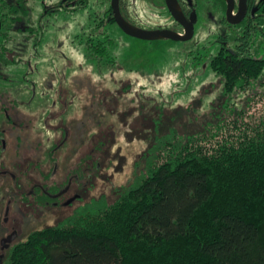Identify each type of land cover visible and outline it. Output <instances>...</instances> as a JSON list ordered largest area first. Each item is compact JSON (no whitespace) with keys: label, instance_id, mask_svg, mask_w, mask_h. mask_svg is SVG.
Returning a JSON list of instances; mask_svg holds the SVG:
<instances>
[{"label":"trees","instance_id":"trees-1","mask_svg":"<svg viewBox=\"0 0 264 264\" xmlns=\"http://www.w3.org/2000/svg\"><path fill=\"white\" fill-rule=\"evenodd\" d=\"M260 7L263 16L264 1ZM8 27L0 34L3 54L10 52ZM109 27L91 24L84 33L88 59L100 68L118 64L108 57ZM220 45L210 69L228 101L242 94L249 104L254 88L264 85V24L249 22L234 42L220 38ZM234 113L231 108L189 137L156 128L135 163L134 180L114 203L92 200L31 234L7 264H264V118L247 120L245 109ZM114 139H102L92 154L113 156ZM96 161L88 156L74 174L89 165L100 170Z\"/></svg>","mask_w":264,"mask_h":264},{"label":"rangeland","instance_id":"rangeland-1","mask_svg":"<svg viewBox=\"0 0 264 264\" xmlns=\"http://www.w3.org/2000/svg\"><path fill=\"white\" fill-rule=\"evenodd\" d=\"M90 8L80 16L53 18L47 32L40 35L41 41L13 30L10 54L5 57L0 53V94L16 98L19 111L35 118L27 157L33 149L36 161L42 162L36 174L42 169L51 174L57 166V176L52 180L50 176L47 185L58 188L67 184V176L74 175L88 156L96 158L95 164L101 163L100 170L92 171L90 165L82 170L84 201L30 224L19 243L58 225L92 200L104 197L107 203H114L122 187L134 180L135 163L153 143L156 128L163 135L176 128L180 136L189 137L228 116L231 108L235 113L245 109L247 120L264 118V85L259 83L254 88L251 97H257L249 104V96L242 94H234L228 101L222 79L210 69L211 58L221 47L219 33L227 30L234 39L243 26L233 30L201 20L189 42L142 41L110 26L106 32L114 43L108 57L118 64L100 68L88 59L82 35L90 30V16L96 15ZM163 14L161 26L171 25L168 11ZM51 112L52 120H43ZM61 129L69 133L67 140ZM113 136V156L92 154L97 143L102 139L109 142ZM50 151L52 163L47 164ZM36 178L42 176L37 174Z\"/></svg>","mask_w":264,"mask_h":264},{"label":"flooded vegetation","instance_id":"flooded-vegetation-1","mask_svg":"<svg viewBox=\"0 0 264 264\" xmlns=\"http://www.w3.org/2000/svg\"><path fill=\"white\" fill-rule=\"evenodd\" d=\"M177 1L186 23L194 26V36L201 20L220 24L225 26L226 29L233 30L240 26L245 27L249 22L264 24V15H260V6L264 0H246V14L243 22L239 25H232L229 22V0ZM138 2V0H120L121 14L130 25L146 31L168 30L186 36L185 27L172 16L168 10L166 0H151L147 4ZM232 3L234 5L232 16L236 17L240 10L241 0H232ZM89 8L94 10V14H96L93 18L90 16V19H92L91 24L96 25L103 22L108 26L117 27L123 32L115 19L113 0H0V34L5 29V25L10 23L12 27H8L7 47L13 37L12 32L16 29L19 34H28L29 39L34 38V41H41L43 36L40 35H42V32H47V25L53 18L80 16ZM165 10L169 13L171 25L161 26V23L165 20L163 14ZM27 25H30V27H27ZM147 26L148 28H146ZM226 32L225 34H222L223 32L219 33L218 43H220V38L224 44L229 41L234 42L235 38L237 39L238 35L231 39ZM160 41L174 42L171 40ZM0 53L8 57V54H3L1 51ZM19 109L20 102L16 98H5L0 94V264H7L11 251L20 244L19 238L23 235L27 226L36 221L44 220L51 216L54 211L72 207L75 203L79 201L81 203L85 199V184L77 174L67 176L65 180L67 184L62 183V186L58 188L47 185L52 178L55 179L57 176V166L48 175L43 173L42 169L39 173L37 172L42 176V179L36 178L35 170L38 166H43L40 164L42 162L36 161V151L32 148V155L29 154V157H27V149L32 145V132L34 131L32 122L35 121V118L33 115L31 117L30 113L20 112ZM45 116L49 117H45L43 120L51 119L54 114L53 112L46 113ZM58 120L64 119L60 118ZM64 131L65 133L61 129L62 135L64 134L67 140L69 133L66 130ZM25 143H27V146H25ZM33 147L36 149V146L33 145ZM52 158V152L50 151L48 157H46L47 164L52 163ZM41 167H39V170H41ZM50 176L52 177L49 180ZM12 238L13 240L9 242Z\"/></svg>","mask_w":264,"mask_h":264},{"label":"water","instance_id":"water-1","mask_svg":"<svg viewBox=\"0 0 264 264\" xmlns=\"http://www.w3.org/2000/svg\"><path fill=\"white\" fill-rule=\"evenodd\" d=\"M230 6L228 11L229 22L232 25H239L243 22L245 14H246V0H241L240 10L236 17L232 16V12L234 10V5L232 0H229ZM168 10L172 14V16L182 24L186 29V36H181L180 34L168 31V30H158V31H146L138 29L132 25H130L123 18L120 10V0H113V11L115 14L116 22L119 28L128 36L142 40V41H156V40H171L174 42H188L191 41L194 37V26L192 24L186 23L184 19V15L180 8V5L177 0H166ZM13 240L10 239L9 242ZM2 264V263H1Z\"/></svg>","mask_w":264,"mask_h":264}]
</instances>
